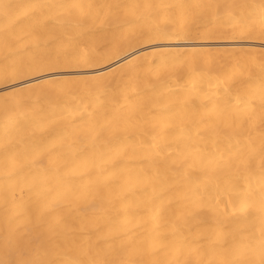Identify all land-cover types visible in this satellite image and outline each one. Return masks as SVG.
I'll return each mask as SVG.
<instances>
[{"label":"bare ground","instance_id":"bare-ground-1","mask_svg":"<svg viewBox=\"0 0 264 264\" xmlns=\"http://www.w3.org/2000/svg\"><path fill=\"white\" fill-rule=\"evenodd\" d=\"M0 264H264V0H0Z\"/></svg>","mask_w":264,"mask_h":264}]
</instances>
